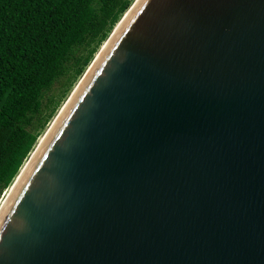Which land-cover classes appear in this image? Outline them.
<instances>
[{"label":"water","instance_id":"water-1","mask_svg":"<svg viewBox=\"0 0 264 264\" xmlns=\"http://www.w3.org/2000/svg\"><path fill=\"white\" fill-rule=\"evenodd\" d=\"M119 22L0 207V264H264V0Z\"/></svg>","mask_w":264,"mask_h":264},{"label":"trees","instance_id":"trees-1","mask_svg":"<svg viewBox=\"0 0 264 264\" xmlns=\"http://www.w3.org/2000/svg\"><path fill=\"white\" fill-rule=\"evenodd\" d=\"M132 2L0 0V195Z\"/></svg>","mask_w":264,"mask_h":264},{"label":"rangeland","instance_id":"rangeland-1","mask_svg":"<svg viewBox=\"0 0 264 264\" xmlns=\"http://www.w3.org/2000/svg\"><path fill=\"white\" fill-rule=\"evenodd\" d=\"M100 47H101V46H100ZM99 49H100V48H99ZM97 52H98V51H97ZM97 52H96V53H97ZM94 57H95V55H94ZM94 57H93V58H94ZM79 80H80V79H78V80L73 84V86L70 88V90L68 91V93L66 94V96L61 100V102H60L58 108L56 109V112H55L54 116H53V117L51 118V120L48 122V124H47L46 129L44 130V132H46V130L48 129V127L51 125V123L53 122V120H54L55 117L57 116V113H59V111L62 109V107H63L64 104L66 103L65 101H67V100L69 99L71 93L73 92V89H75V87H76L77 83L79 82ZM59 86H60V83L57 82V83L53 86V89H52L51 92H53V93H57V92H58V89H59ZM74 86H75V87H74ZM51 92H49V94H50ZM44 132H42L41 135H43ZM41 135H40V136H41ZM38 139H39V138H38ZM29 156H30V155H29ZM27 159H28V158H27ZM27 159H26V160H27ZM7 190H9V187H8L7 189H5V190L1 193V195H0V204H1V200L3 199V197H4V195H5V192H6ZM3 194H4V195H3Z\"/></svg>","mask_w":264,"mask_h":264},{"label":"bare ground","instance_id":"bare-ground-1","mask_svg":"<svg viewBox=\"0 0 264 264\" xmlns=\"http://www.w3.org/2000/svg\"><path fill=\"white\" fill-rule=\"evenodd\" d=\"M132 3H133V2H132ZM121 18H122V17H121ZM119 21H120V20H119ZM119 21H118V22H119ZM118 22H117V23H118ZM119 24H120V22H119L117 25H119ZM103 43H104V42H103ZM102 45H103V44H102ZM102 45H101V47H102ZM101 47H100V49H101ZM100 49H99L98 52L95 54L96 57H99V55H100ZM74 87H75V86H74ZM73 91H74V89H73ZM72 93H73V92H72ZM72 93H71V94H72ZM70 97H71V96H70ZM70 97H69V98H70ZM65 102H66V101H65ZM57 114H58V113H57ZM44 133H45V132H44ZM43 135H44V134H43ZM43 135H41L40 137H38L39 139H38L36 145H38V144L40 145V144L42 143V141H43V139H44V138H43ZM36 145H35V147H36ZM35 147H34V148H35ZM33 150H34V149H33ZM33 150H32V152H33ZM32 152H31V153H32ZM31 153H30V154H31ZM27 161H28V159L24 162V164H23V166L21 167V169H23V168L25 167V165L27 164ZM21 169H20V170H21ZM15 179H16V177L14 178L13 182H12L11 185L9 186V190H7V191L5 192V195L3 194L4 197H3V199L1 200L0 207H3L4 204L6 203V202H5V201H6V197H7V195L10 193L9 191H11V189H13V187H14V183H15Z\"/></svg>","mask_w":264,"mask_h":264}]
</instances>
